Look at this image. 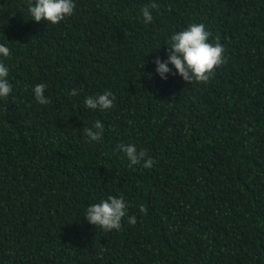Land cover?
Instances as JSON below:
<instances>
[{"label":"trees","instance_id":"obj_1","mask_svg":"<svg viewBox=\"0 0 264 264\" xmlns=\"http://www.w3.org/2000/svg\"><path fill=\"white\" fill-rule=\"evenodd\" d=\"M30 2L0 0V264H264V0H73L56 25ZM192 23L226 63L206 84L161 80L154 61ZM106 91L111 109L85 107ZM119 144L153 167H129ZM109 195L128 206L118 231L84 219Z\"/></svg>","mask_w":264,"mask_h":264},{"label":"clouds","instance_id":"obj_2","mask_svg":"<svg viewBox=\"0 0 264 264\" xmlns=\"http://www.w3.org/2000/svg\"><path fill=\"white\" fill-rule=\"evenodd\" d=\"M76 5L73 0H34L30 2L27 8L31 20L40 23L41 21L53 25L64 21L70 17ZM157 3H150L141 8V14L145 23H150L153 19L151 11L158 9ZM211 33L206 30L203 23H192L186 29H182L171 35L167 45V59L161 61L157 58L154 61L155 72L161 80H167L169 74H179L185 82L208 83L213 77L215 70L226 63L224 56L225 49L216 38L209 42ZM0 56L9 57L10 49L5 44H0ZM175 73L172 72V68ZM9 69L4 63L0 62V98L6 99L12 92V85L7 79ZM46 85L43 83L36 84L32 91L37 103L47 105L51 99L44 95ZM78 90H72L69 96H77ZM115 96L106 91L96 96L85 97V107L92 110H108L114 106ZM83 135L90 141H99L104 134L103 124L97 120L91 127L82 129ZM129 161V167L141 165L145 168H152L154 161L147 156L144 150H137L134 144H119L117 146ZM127 204L123 196L116 197L109 195L106 199L101 200L87 207L84 219L95 228L99 227L104 231L120 230L121 221L127 214ZM139 211L146 214L147 209L139 206ZM135 216L129 217L130 225L136 224Z\"/></svg>","mask_w":264,"mask_h":264}]
</instances>
